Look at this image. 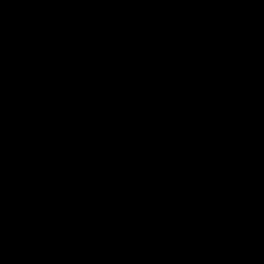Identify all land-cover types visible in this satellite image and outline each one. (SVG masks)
Masks as SVG:
<instances>
[{"label": "water", "instance_id": "water-1", "mask_svg": "<svg viewBox=\"0 0 264 264\" xmlns=\"http://www.w3.org/2000/svg\"><path fill=\"white\" fill-rule=\"evenodd\" d=\"M26 264H264V0H30Z\"/></svg>", "mask_w": 264, "mask_h": 264}]
</instances>
